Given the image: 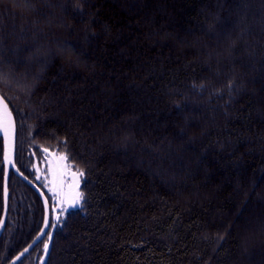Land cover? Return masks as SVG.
<instances>
[{
    "label": "trees",
    "instance_id": "obj_1",
    "mask_svg": "<svg viewBox=\"0 0 264 264\" xmlns=\"http://www.w3.org/2000/svg\"><path fill=\"white\" fill-rule=\"evenodd\" d=\"M29 2L0 0V68L15 77L0 91L30 113L14 158L37 183L41 148L67 140L86 172L41 264H264V0ZM2 186L0 169V217ZM8 187L0 264L44 213L12 172Z\"/></svg>",
    "mask_w": 264,
    "mask_h": 264
},
{
    "label": "snow or ice",
    "instance_id": "obj_2",
    "mask_svg": "<svg viewBox=\"0 0 264 264\" xmlns=\"http://www.w3.org/2000/svg\"><path fill=\"white\" fill-rule=\"evenodd\" d=\"M13 8H19L23 11H32L35 6L29 2V0H12ZM211 28V25H210ZM39 51V50H38ZM63 49H60L61 54H63ZM40 55L43 57L45 63L51 57L50 50L40 51ZM73 58L76 61L79 60L78 54L74 49L69 46L67 53V62L71 64ZM37 77H33L32 83L26 84L27 93L30 95L34 91L35 81ZM0 82H3L5 87H10L13 82H15V77L12 73V70L9 69L5 71L3 68H0ZM231 84L232 81H229V94L231 95ZM195 86V85H194ZM200 90H203V84L199 86ZM17 96L8 95L6 92L0 91V133L3 134V149L2 156H0V169H2L3 174V204L5 208L8 205V179L10 170L12 173L18 174L25 181L29 180V177L24 174L23 171L17 166V161L14 158L13 151V134L16 128V117L20 118V128H24L25 118L30 115V113H25L22 109L18 108L16 104H13V100H17ZM27 103V101H25ZM179 107V105H177ZM15 113V116H14ZM29 128V137L33 135L32 125H28ZM62 143L64 146V151H60L59 147L55 149H50L48 146H43L41 151L45 154L44 159L47 162V171L44 175V186L47 188L48 193L51 197V206H49L48 200H44V226L40 228V231L36 233L32 239L35 241L37 238L43 240L42 249L44 253H47L49 250V240L53 236V231L55 227L63 222L64 216L69 207L75 206L81 203L84 198V194L80 191H77V188L80 183V178L86 175L85 170L81 168H75L74 165L66 163L71 159L70 154L67 151V140H64ZM42 163L44 161H41ZM33 168L36 172V179H40L41 169L33 165ZM69 177L71 182H69ZM45 196V193H41V198ZM3 222V219L0 218V223ZM49 225L51 227H49ZM46 233L49 239H44L41 235ZM223 239V235L218 236V240ZM31 245L28 247L22 248L19 252L12 257V261H9V264H21L22 257L24 254L28 253ZM38 259L41 262H45V255H40Z\"/></svg>",
    "mask_w": 264,
    "mask_h": 264
},
{
    "label": "water",
    "instance_id": "obj_3",
    "mask_svg": "<svg viewBox=\"0 0 264 264\" xmlns=\"http://www.w3.org/2000/svg\"><path fill=\"white\" fill-rule=\"evenodd\" d=\"M0 140L2 141V149H3V134L0 133ZM15 144H16V128H15V131H14V134H13V151H14V154H15ZM11 171V170H10ZM10 174V173H9ZM18 177H20L24 182H26L32 189L35 190V192L38 194L41 202H42V205H43V209H44V200L47 199L46 195L41 198V193H44L43 190L33 181L29 178V180L31 181V183H29L28 181H25L21 176H19L18 174H16ZM2 189H3V186H2ZM48 200V199H47ZM7 213H8V205L7 207L5 208L4 204H3V210H2V214H1V217L3 219V222L0 223V234L5 226V223H6V218H7ZM44 226V220L42 222V225L41 227ZM40 231V230H39ZM42 236L45 235V233H42L41 234ZM36 236V235H35ZM41 240L40 238H37L35 241L32 239L31 242L29 244H27L25 247H28L29 245H31L30 247V250L32 249V247L39 241ZM50 245V243H49ZM50 248V247H49ZM29 250V251H30ZM48 253H49V250L47 253H45V260L48 256ZM25 255V254H24ZM10 261H12V258L10 259ZM9 264V262L7 263ZM13 264H16V262H13Z\"/></svg>",
    "mask_w": 264,
    "mask_h": 264
},
{
    "label": "rangeland",
    "instance_id": "obj_4",
    "mask_svg": "<svg viewBox=\"0 0 264 264\" xmlns=\"http://www.w3.org/2000/svg\"><path fill=\"white\" fill-rule=\"evenodd\" d=\"M1 143H2V141H1ZM14 155H15V154H14ZM44 157H45V154L41 151V154H40V156L38 157V160H37L36 163H35V166H36V167H39V168L41 169L40 179H39V180L36 179V172H35V179L37 180V183H38V184H39V185L45 190L47 196L50 197V193H48L47 188L44 186V175H45V172L47 171V162H46V160L44 159ZM41 161H44V162L42 163ZM66 163H68V161H66ZM68 164H69V163H68ZM32 165H33V164H32ZM73 170H74V169H73ZM11 172H12V171H10V174H11ZM10 174H9V178H10ZM15 175H16V174H15ZM19 178H20V177H19ZM69 182H71L70 177H69ZM8 183H9V179H8ZM35 183H36V182H35ZM37 183H36V184H37ZM38 184H37V185H38ZM33 190H34V189H33ZM34 191H35V190H34ZM77 191H80V192H81V178H80V183H79V186H78V188H77ZM43 192H44V191H43ZM37 195H38V194H37ZM8 196H9V193H8ZM47 196H46V197H47ZM2 197H3V191H2ZM47 199H48V198H47ZM50 200H51V197H50ZM41 203H42V202H41ZM48 203H49V206H50V205H51V201H50V202L48 201ZM79 205H80V204L75 205V206H71V207L68 208V210L73 209V208H76V207H78ZM42 206H43V205H42ZM68 210H67V211H68ZM43 211H44V209H43ZM43 214H44V213H43ZM42 222H43V220H42ZM40 228H41V227H40ZM39 230H40V229H39ZM38 232H39V231H38ZM45 234H46V233H45ZM44 236H45V235H44ZM44 236H43V237H44ZM39 241H40V240H39ZM39 241H38V242H39ZM30 242H31V241H30ZM30 242H29V243H30ZM38 242H37V243H38ZM29 243H28V244H29ZM37 243H36V244H37ZM49 243H50V247H51V240H49ZM36 244H35V245H36ZM35 245H34V246H35ZM34 246H33V247H34ZM33 247H32V248H33ZM23 248H24V247H23ZM42 250H43V249H42ZM30 251H31V250H30ZM30 251H29V252H30ZM29 252H28V253H29ZM49 252H50V248H49ZM28 253H26L25 255H27ZM15 255H16V254H15ZM25 255H24V256H25ZM42 255H45V253L43 252ZM48 255H49V253H48ZM24 256H23V257H24ZM34 256H35V255H33V258H34ZM23 257H22V258H23ZM35 257H37V256H35ZM38 257H39V256H38ZM47 258H48V256H47ZM47 258H46V260H47ZM34 259L36 260V258H34ZM46 260H45V262H46ZM9 261H10V260H9ZM9 261H8V262H9ZM8 262H7V263H8ZM7 263H6V264H7ZM41 263H42V262L38 259V264H41Z\"/></svg>",
    "mask_w": 264,
    "mask_h": 264
}]
</instances>
